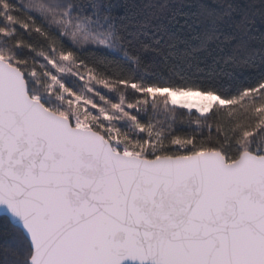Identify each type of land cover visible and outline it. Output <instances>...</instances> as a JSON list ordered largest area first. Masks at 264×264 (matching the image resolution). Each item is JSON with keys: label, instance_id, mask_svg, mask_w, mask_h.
<instances>
[{"label": "snow or ice", "instance_id": "obj_1", "mask_svg": "<svg viewBox=\"0 0 264 264\" xmlns=\"http://www.w3.org/2000/svg\"><path fill=\"white\" fill-rule=\"evenodd\" d=\"M0 264H264V0H0Z\"/></svg>", "mask_w": 264, "mask_h": 264}, {"label": "rangeland", "instance_id": "obj_2", "mask_svg": "<svg viewBox=\"0 0 264 264\" xmlns=\"http://www.w3.org/2000/svg\"><path fill=\"white\" fill-rule=\"evenodd\" d=\"M176 99H179V100L188 99L191 101H197L198 102L201 98L196 97V96H190V97H176ZM193 111H194V109H193Z\"/></svg>", "mask_w": 264, "mask_h": 264}]
</instances>
